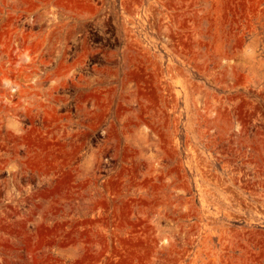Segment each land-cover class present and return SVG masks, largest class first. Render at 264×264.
Wrapping results in <instances>:
<instances>
[{
    "label": "rangeland",
    "instance_id": "obj_1",
    "mask_svg": "<svg viewBox=\"0 0 264 264\" xmlns=\"http://www.w3.org/2000/svg\"><path fill=\"white\" fill-rule=\"evenodd\" d=\"M0 264H264V0H0Z\"/></svg>",
    "mask_w": 264,
    "mask_h": 264
}]
</instances>
